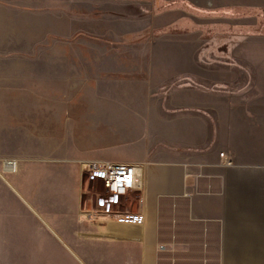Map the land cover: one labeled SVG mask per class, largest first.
<instances>
[{
	"label": "crops",
	"instance_id": "0c3cea01",
	"mask_svg": "<svg viewBox=\"0 0 264 264\" xmlns=\"http://www.w3.org/2000/svg\"><path fill=\"white\" fill-rule=\"evenodd\" d=\"M72 1L54 33L79 17L96 48L40 52L39 80L0 97L16 160L0 165V264H264V51L247 23L218 18L221 0ZM96 160L138 164V185L105 192L82 171Z\"/></svg>",
	"mask_w": 264,
	"mask_h": 264
},
{
	"label": "rangeland",
	"instance_id": "374dc122",
	"mask_svg": "<svg viewBox=\"0 0 264 264\" xmlns=\"http://www.w3.org/2000/svg\"><path fill=\"white\" fill-rule=\"evenodd\" d=\"M221 1L226 4L217 6L213 13L218 18L233 17L247 23L249 50L264 51V0ZM71 3L72 0H0V97L16 92L4 87H15L18 82L39 80V73H34V67L43 59L40 52L46 56L44 60L47 61L49 49H91V39L82 37L80 31L75 32L77 26L74 22H78L79 17H73L72 27H69L72 32L68 36L54 33L59 26L50 25V11L54 14L53 21L58 22L54 11L63 12L64 6ZM64 20L62 17V21ZM65 27V24L61 26L62 30ZM224 44H221L223 49L229 48L230 43ZM233 45L238 47L236 41ZM249 62L261 64V59L249 58ZM5 161L16 162L8 155H0V165ZM85 175L103 188L88 172ZM234 216L238 218H234L233 224H240V213H234Z\"/></svg>",
	"mask_w": 264,
	"mask_h": 264
},
{
	"label": "built area",
	"instance_id": "2783aa9c",
	"mask_svg": "<svg viewBox=\"0 0 264 264\" xmlns=\"http://www.w3.org/2000/svg\"><path fill=\"white\" fill-rule=\"evenodd\" d=\"M82 171L84 173L88 172L89 175L97 179L107 193L115 196H123L133 188H136L141 177L142 169L136 163L96 160L84 163ZM116 214L120 217V220L126 223L143 222V217L139 213L134 212L119 214L103 212L95 214L87 213L91 219H102V221Z\"/></svg>",
	"mask_w": 264,
	"mask_h": 264
},
{
	"label": "bare ground",
	"instance_id": "6f19581e",
	"mask_svg": "<svg viewBox=\"0 0 264 264\" xmlns=\"http://www.w3.org/2000/svg\"><path fill=\"white\" fill-rule=\"evenodd\" d=\"M6 162V161H5ZM4 162V163H5ZM5 166H6V168H8V170H16V162H13V161H7L6 163H5Z\"/></svg>",
	"mask_w": 264,
	"mask_h": 264
}]
</instances>
